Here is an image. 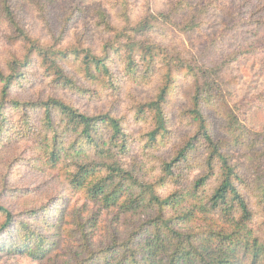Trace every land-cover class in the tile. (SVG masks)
Here are the masks:
<instances>
[{
    "label": "trees",
    "instance_id": "obj_1",
    "mask_svg": "<svg viewBox=\"0 0 264 264\" xmlns=\"http://www.w3.org/2000/svg\"><path fill=\"white\" fill-rule=\"evenodd\" d=\"M152 2L0 0V153L20 150L0 201L29 170L62 185L21 211L0 202L3 254L264 264V86L228 77L264 57V0ZM33 63L45 99L17 94Z\"/></svg>",
    "mask_w": 264,
    "mask_h": 264
},
{
    "label": "rangeland",
    "instance_id": "obj_2",
    "mask_svg": "<svg viewBox=\"0 0 264 264\" xmlns=\"http://www.w3.org/2000/svg\"><path fill=\"white\" fill-rule=\"evenodd\" d=\"M138 5H144L145 0H132ZM153 7L156 9H161L164 7L166 0H153ZM30 11V8H29ZM33 14V13H32ZM33 20V18H29ZM202 47L197 45L196 52H200ZM199 54V53H197ZM27 77L30 79V83L25 89L17 93L22 99L25 100H36L37 98H47L54 91L50 88L49 83L42 78L37 64L33 63L31 67L26 69ZM228 77H236L235 79L240 82L243 89L249 94L260 90L264 86V57L254 58L248 62L236 64L234 68L230 71ZM182 93L178 92L176 100L174 101V107L178 106L181 101ZM78 104L81 102L77 101ZM10 148V152L7 150L6 153H0V159L2 164L0 166L10 163L17 154H19V147ZM9 152V153H8ZM0 169V183L2 180ZM11 187H17L26 189L23 190L20 197H12L6 195V197L0 202L9 205L14 211H21L25 207H30L38 202L44 203L45 200L53 197L57 190L61 188V183L59 178H55L45 174H38L32 170L22 172V178L12 179L10 181ZM81 203V202H80ZM76 204V203H75ZM108 229H103L102 227L97 228L95 231V243L99 241H106V232ZM68 248L64 249L60 253V259H64ZM0 264H52L51 261H35L28 258L26 255H9L0 250Z\"/></svg>",
    "mask_w": 264,
    "mask_h": 264
}]
</instances>
